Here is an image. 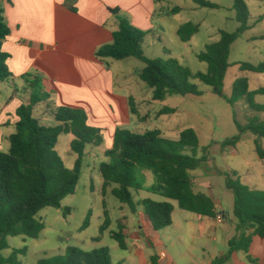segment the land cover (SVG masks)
Masks as SVG:
<instances>
[{"label":"trees","instance_id":"obj_1","mask_svg":"<svg viewBox=\"0 0 264 264\" xmlns=\"http://www.w3.org/2000/svg\"><path fill=\"white\" fill-rule=\"evenodd\" d=\"M198 7L216 9L219 5L208 0H192ZM264 1V0H261ZM236 20L240 26L234 32L222 30L218 41L208 43L205 50L197 54L200 61L207 63L206 72H193L177 58H148L143 53V43L147 32L135 27L126 16L119 15V28L113 34V42L101 46L96 56L101 59L124 60L136 58L145 63L140 79L153 90V100L164 101L173 95L202 96L204 91L193 83L198 80L211 87L214 94L224 98L232 106L244 100L256 113L246 125L235 119L240 133L251 132L264 138V104L256 101L264 95V86L250 89L248 77L241 76L233 84L232 95L224 93L225 76L229 67V56L233 43L251 28L250 9L247 0H233ZM11 0H0V80L13 81L7 61L10 54L3 50V42L11 34L6 19L5 7ZM118 14V8L111 10ZM179 7L171 9L175 14ZM261 21L260 19L257 22ZM199 31V25L186 22L180 25V40L188 43ZM240 69L249 73L264 74V61L258 64L241 63ZM30 91L29 103L20 105L16 110L18 121L16 130L8 138L9 149H0V264H22L18 255L26 253V247L15 249L6 257L9 236L37 238L45 225L37 219V214L46 207L61 208L62 201L75 192L81 176V168L87 145L99 146L103 142V130L89 125L85 110L51 104V93L43 86V76L28 72L21 76ZM1 93V88H0ZM48 103L50 115L57 124L45 125L34 114V108ZM133 113L136 112L132 107ZM176 108L164 107L158 116L172 114ZM71 134V148L77 155L73 168H68L56 150L61 134ZM240 135L222 142L224 148L236 147ZM199 135L194 128L183 130L178 139H170L160 129L143 133L117 128L112 148L105 152L107 160L101 163L100 173L104 179V190L114 184L113 195L132 210L136 208L134 192L146 190L178 202L182 210L200 216L217 218L218 212L213 199L202 192L195 191L192 171L203 167L206 156L198 157ZM190 150L191 153H186ZM257 151L264 157V149L257 143ZM146 171L153 173L155 182L146 187ZM226 176L227 187L234 193L233 213L238 221L240 232L230 241V252H248L251 234L264 237V190L252 189L242 184L236 173L220 172ZM145 210L152 228L160 231L173 224L174 205L170 201H156L144 198L138 202ZM87 220L85 222V225ZM105 229V226L102 227ZM112 237L122 249H127L124 226ZM216 260L213 264H223ZM38 264H115L107 247L84 251L70 246L63 255L43 258ZM121 264V263H118ZM151 264H159L157 255L151 256Z\"/></svg>","mask_w":264,"mask_h":264},{"label":"rangeland","instance_id":"obj_2","mask_svg":"<svg viewBox=\"0 0 264 264\" xmlns=\"http://www.w3.org/2000/svg\"><path fill=\"white\" fill-rule=\"evenodd\" d=\"M208 1L216 3L219 8L198 7L192 0H162L160 6L179 7L180 11L175 14L166 13L162 18H157L156 22L162 25L164 31L159 36L147 34L143 43L144 55L152 59L177 58L193 72H206L208 65L200 61L197 54L204 51L208 43L219 40L222 30L234 32L240 26L236 20L233 0ZM247 4L251 13V28L231 47V66L225 76L224 87L227 96L232 95L233 84L241 76L248 77L251 90L264 86V74L249 73L240 69L241 63L258 64L264 61V37L261 38L264 36V1L247 0ZM259 19L261 22H257ZM186 22L199 25L198 33L188 43L182 42L178 35L180 25ZM112 64L118 85L126 75L136 79V84L138 83L146 94L152 95V88L138 77L145 67L144 62L128 58L113 61ZM192 82L204 91L202 96L173 95L169 96L165 103L158 102L156 107L162 105L176 108L174 121L177 120L181 127L197 130L200 140L197 156L205 155L206 161L202 168L191 172L195 190L214 199L218 205L217 212L225 213L222 212V222H218L217 218L182 210L177 201L146 190L134 192V201L137 204L135 210H132L129 204L121 203L113 195L114 184L104 190L100 166L107 160L105 152L112 148L115 134L104 130L101 145L86 147L75 192L63 199L61 208L46 207L37 214V219L45 225L37 238L9 236L10 247L2 252L3 255L8 257L15 249L26 247V253L18 255L19 261L22 264H38L43 258L65 254L70 246L79 247L84 251L107 247L115 264H151L152 255L159 257V264H213L225 257L227 259L223 264H264V237L253 235L252 231L247 232L251 235L248 252H230V241L240 235V232L237 230L238 221L233 213L234 193L227 187L226 176L220 173H236L242 184L252 189L264 190V158L257 151V143L264 149V138H258L251 132L241 134L235 123L236 119L246 125L256 113L244 100L232 106L224 98L214 94L210 86L198 80ZM23 84L26 87L14 86L0 80V115L7 106L19 104V107L26 103V100H30L26 97L29 96L26 93L27 85ZM256 101L264 104V95H258ZM41 110L38 107L37 114ZM3 117L9 116L5 112ZM260 117L264 119V114H260ZM2 130L8 131L7 128ZM237 135H240V141L236 148L222 147L224 140ZM166 137L175 140L179 138L170 134H166ZM72 140L71 134L63 133L59 136L56 146L58 154L68 168L74 167L77 158L71 148ZM8 145V142L0 138L1 150L8 151ZM186 153L190 154L191 151L187 150ZM146 174L145 186L149 187L155 182V177L150 171H146ZM144 198L160 202L170 201L175 207L172 214L173 224L160 231L163 245L152 246L145 233H142L140 239H133L131 234H128V249H122L112 235L120 230L123 222L130 233L144 222L151 225L144 207L138 204ZM104 226L105 229H102Z\"/></svg>","mask_w":264,"mask_h":264},{"label":"crops","instance_id":"obj_3","mask_svg":"<svg viewBox=\"0 0 264 264\" xmlns=\"http://www.w3.org/2000/svg\"><path fill=\"white\" fill-rule=\"evenodd\" d=\"M161 1L11 0V4L5 7L11 34L4 40L3 50L10 54L7 64L14 80L7 82L26 87L21 76L36 72L43 76L45 90L51 92L48 102L56 107L85 110L91 126L113 134L117 128L137 133L160 129L164 136H179L187 128L174 121L176 112L158 116V112L166 106L156 107L160 101L153 100V92L152 95L146 94L136 84V79L126 75L118 85L112 69L113 61L117 60H101L96 56L101 46L113 42V34L119 28V15L128 17L135 27L147 34L159 36L164 30L156 22L157 18L171 13L173 9L160 6ZM116 8L120 10L118 14L111 11ZM26 89L29 95L26 97L30 99V91ZM29 101L26 100V103ZM18 105L7 106L0 115V138L6 143L16 130ZM48 106V103L36 105L34 114L43 124L55 125L57 123L50 115ZM38 107L42 109L39 114ZM132 107L136 112L133 113ZM5 112L9 117H3ZM148 126L152 129H147ZM2 128L8 131L3 132ZM215 205L217 208L216 202ZM122 224L126 237L131 234L133 239H140L145 233L152 246L163 245L161 230H154L152 225L144 222L130 233L127 225Z\"/></svg>","mask_w":264,"mask_h":264},{"label":"built area","instance_id":"obj_4","mask_svg":"<svg viewBox=\"0 0 264 264\" xmlns=\"http://www.w3.org/2000/svg\"><path fill=\"white\" fill-rule=\"evenodd\" d=\"M223 219H224V214H222V212L218 213V215H217L218 222H222Z\"/></svg>","mask_w":264,"mask_h":264}]
</instances>
